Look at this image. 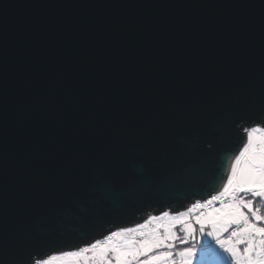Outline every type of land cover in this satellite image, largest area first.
Here are the masks:
<instances>
[{"label":"water","instance_id":"1","mask_svg":"<svg viewBox=\"0 0 264 264\" xmlns=\"http://www.w3.org/2000/svg\"><path fill=\"white\" fill-rule=\"evenodd\" d=\"M262 90L261 0H0V264L218 196L264 110L217 105ZM148 178L122 204L94 190Z\"/></svg>","mask_w":264,"mask_h":264},{"label":"snow or ice","instance_id":"2","mask_svg":"<svg viewBox=\"0 0 264 264\" xmlns=\"http://www.w3.org/2000/svg\"><path fill=\"white\" fill-rule=\"evenodd\" d=\"M261 7L264 8V0H261ZM217 106L221 122L226 125L239 109L264 110V90L261 92L259 103L250 100L246 104L233 103ZM94 190L99 193L102 200L122 204L155 189H153L152 180L148 178L133 181L119 189L111 183L102 181L95 185ZM216 201L220 202V207H211L206 215L196 217L200 232L203 234L205 227L210 225L212 230L206 233V237L215 240L223 253H228L235 259L237 245L246 244L243 251L248 257L247 264H264V128L252 127L247 131V143L236 157L235 163L231 165V175L227 177L223 191L218 196H212L210 200H207L206 205L196 203L193 208L212 206ZM257 202L261 203V207H257ZM163 215L169 214L165 212ZM152 219H163V217H152ZM145 228L147 224L139 225V229ZM230 230L228 239H221V234L229 233ZM194 231L189 228L186 234L180 237L163 224L147 232H138L135 228H129L111 233L106 241L92 243L90 249H99V264H112L113 259L115 264H134V262L135 264H169L173 256L171 249L175 247V240L179 239L181 244H187ZM124 232L136 235L125 237ZM113 237L119 239L113 241ZM233 237L236 238L235 243L232 242ZM42 243L43 241L38 237L25 239L14 264H53L56 256L45 259L44 254L38 250L28 251L34 247L38 248ZM90 249L85 248L83 251L87 252ZM201 251L207 259H201L198 264H215L214 258L218 252L210 241L201 246ZM65 255L77 254L66 253ZM179 255L186 258L183 264H192V257L196 255L195 245L185 248ZM6 261L7 259L4 260V264Z\"/></svg>","mask_w":264,"mask_h":264},{"label":"rangeland","instance_id":"3","mask_svg":"<svg viewBox=\"0 0 264 264\" xmlns=\"http://www.w3.org/2000/svg\"><path fill=\"white\" fill-rule=\"evenodd\" d=\"M206 202L203 203L196 202V203L206 205ZM220 206H221L220 202L216 201L213 203L212 206H205L204 208L201 209H195L192 206L190 207V209L180 214H170L167 212L169 214L168 216H164L163 215L164 213L158 216H153V217H163V219L153 220L151 217L144 223H141V224H147V228L145 229H139L140 224H138L131 227L121 228L114 232L123 231L129 228H135L138 230V232L139 231L147 232L155 229L157 225L163 224L168 228H170L174 234L182 237L186 234L187 229L192 228L195 231L193 232V235L189 237V242L187 244H181L179 239L175 240L174 242L175 247L171 249V251L173 252V256L170 258L169 264H183L186 258L181 257L179 253L183 251L185 248H188L187 245H191V246L195 245L196 255L192 257V264H198V261H200L201 259L206 260L207 257H204V254L201 251V246L205 245L208 241L211 242L214 249L218 252V255L214 258L215 264H247L248 257L247 254L244 253L243 251V249L247 246L246 244L237 245L236 258L233 259L230 254L223 253V250L219 249V246L216 245L215 240H213L211 237H206V233L212 230L210 225H207L205 227L203 234L200 232V225L196 223V217L206 215L210 211L211 207H220ZM161 231H163V229H161ZM230 232L231 230L229 231V233L221 234V239H228V237L230 236ZM123 235L125 237H131L136 234L124 232ZM107 237L99 241H106ZM118 239L119 238L113 237V241H116ZM235 240L236 238L233 237L232 242L235 243ZM90 246L91 244L86 247H82L80 249L69 250L51 255V256H56V260L53 261V264H99V256H98L99 249L91 250ZM85 248H89L90 250L84 252L83 249ZM66 253H76L77 255H65ZM112 264H115L114 259L112 261Z\"/></svg>","mask_w":264,"mask_h":264},{"label":"bare ground","instance_id":"4","mask_svg":"<svg viewBox=\"0 0 264 264\" xmlns=\"http://www.w3.org/2000/svg\"><path fill=\"white\" fill-rule=\"evenodd\" d=\"M241 151H242V150H241ZM237 156H239V153H238L237 155L234 156V159H233V163H232V164L235 163V159H236ZM229 175H231V169H230ZM229 175H228V176H229ZM226 183H227V180H226Z\"/></svg>","mask_w":264,"mask_h":264},{"label":"trees","instance_id":"5","mask_svg":"<svg viewBox=\"0 0 264 264\" xmlns=\"http://www.w3.org/2000/svg\"><path fill=\"white\" fill-rule=\"evenodd\" d=\"M257 207H261V203L257 202ZM183 237V236H182ZM191 245H187V247H190ZM192 247V246H191Z\"/></svg>","mask_w":264,"mask_h":264}]
</instances>
